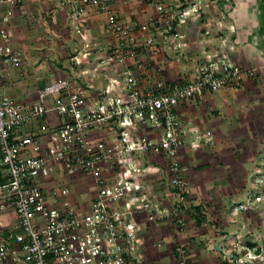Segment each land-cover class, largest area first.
Returning <instances> with one entry per match:
<instances>
[{"label":"built area","instance_id":"built-area-1","mask_svg":"<svg viewBox=\"0 0 264 264\" xmlns=\"http://www.w3.org/2000/svg\"><path fill=\"white\" fill-rule=\"evenodd\" d=\"M23 1L0 0L3 78L22 63L11 22ZM62 1L72 17L87 6L106 14L111 43L102 62L123 68L99 90L74 75L58 77L37 87L30 103L14 101L0 84V213L13 215L0 222V264H153L142 252L140 222L158 229L174 219L186 226L182 211L191 192L180 153L214 142L210 131L186 130L176 106L240 88L252 70L231 60L233 45L220 33L191 78L170 82L139 52L155 58L164 45L183 46L175 41L184 36L175 31L172 9L157 0L154 19L130 24L115 14L113 0ZM157 172L171 188L167 209L149 184ZM220 251L222 264H233ZM170 252L174 264H189L182 243Z\"/></svg>","mask_w":264,"mask_h":264},{"label":"crops","instance_id":"crops-1","mask_svg":"<svg viewBox=\"0 0 264 264\" xmlns=\"http://www.w3.org/2000/svg\"><path fill=\"white\" fill-rule=\"evenodd\" d=\"M156 1L113 0L112 9L126 23L148 22L157 16ZM158 1L177 14L175 31L184 37L175 41L184 44L164 45L155 58L144 51L139 55L161 68L168 81L191 78L199 56L211 51L220 33L233 45L231 60L245 72L252 70L240 88L209 92L203 100L176 106L186 130L210 131L214 142L185 147L180 153L191 192L190 206L182 211L186 226L178 227L174 219L163 221L158 229L140 222L146 243L142 252L153 264H174L170 251L179 242L187 249L189 264H222L227 212L250 184L251 158L260 152L252 154L258 147L255 141L264 142L253 130L264 127V0ZM71 8L62 0H24L15 9L13 47L22 63L0 76L3 90L14 101H34L36 88L58 77L74 75L83 85L99 90L114 74H121L123 67L102 62L111 43L106 14L87 6L85 14L72 17ZM160 173L149 184L167 209L171 188ZM78 193L87 200L81 189ZM12 218L11 213H0L2 223ZM155 241L161 243L159 248L152 245Z\"/></svg>","mask_w":264,"mask_h":264},{"label":"rangeland","instance_id":"rangeland-1","mask_svg":"<svg viewBox=\"0 0 264 264\" xmlns=\"http://www.w3.org/2000/svg\"><path fill=\"white\" fill-rule=\"evenodd\" d=\"M256 135L264 138V127H254ZM252 143V142H251ZM249 143V144H251ZM252 150L248 188L227 212V240L222 250L235 259L233 264H264V142L255 141ZM254 143L251 145L254 146Z\"/></svg>","mask_w":264,"mask_h":264},{"label":"trees","instance_id":"trees-1","mask_svg":"<svg viewBox=\"0 0 264 264\" xmlns=\"http://www.w3.org/2000/svg\"><path fill=\"white\" fill-rule=\"evenodd\" d=\"M3 180L2 179H0V184H1V182H2Z\"/></svg>","mask_w":264,"mask_h":264}]
</instances>
